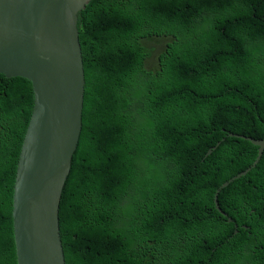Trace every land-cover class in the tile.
<instances>
[{"label": "trees", "instance_id": "obj_1", "mask_svg": "<svg viewBox=\"0 0 264 264\" xmlns=\"http://www.w3.org/2000/svg\"><path fill=\"white\" fill-rule=\"evenodd\" d=\"M77 26L85 84L59 205L65 264H264V153L220 190L233 223L214 200L257 156L233 135L264 138V0H91ZM33 100L29 80L0 73V264H17Z\"/></svg>", "mask_w": 264, "mask_h": 264}, {"label": "water", "instance_id": "obj_2", "mask_svg": "<svg viewBox=\"0 0 264 264\" xmlns=\"http://www.w3.org/2000/svg\"><path fill=\"white\" fill-rule=\"evenodd\" d=\"M90 1L0 0V73L29 80L34 94L14 183L18 264H65L59 205L82 129L85 78L77 22ZM252 142L258 154L264 150V139ZM215 204L226 217L218 193Z\"/></svg>", "mask_w": 264, "mask_h": 264}, {"label": "clouds", "instance_id": "obj_3", "mask_svg": "<svg viewBox=\"0 0 264 264\" xmlns=\"http://www.w3.org/2000/svg\"><path fill=\"white\" fill-rule=\"evenodd\" d=\"M233 137H240V138H243V139H245V140H247V141H249V142H251L253 145H255L253 142H252V139H255V140H262V139H264V138H262V139H256V138H254V137H252V136H249V135H246V134H240V135H233ZM256 146V145H255ZM257 147V146H256ZM257 149H258V147H257ZM263 153H264V150L261 152V153H259L258 154V150H257V156H256V158H255V160L253 161V163L250 165V166H248L246 169H244V170H242V171H240V172H238V173H236L235 175H233L229 180H227V181H230L231 179H232V181H234L235 179H238V178H240V177H243V176H245L246 174H247V172L251 169V168H253V167H256L257 166V164L259 163V160H261V158H262V156H263ZM227 181H225V182H227ZM232 181H230V183L232 182ZM225 182H223L222 184H221V186L216 190V194L218 193V197H219V193H220V190H221V188H225V187H222V185L225 183ZM229 183V184H230ZM228 184V185H229ZM227 185V186H228ZM226 186V187H227ZM216 194H215V196H216ZM14 195V194H13ZM215 196H214V200H215ZM219 204V203H218ZM215 206H216V204H215ZM217 209V208H216ZM223 213H225L224 211H222ZM219 214L221 215V216H223L225 219H226V222H227V219L229 218L228 216H227V214H226V217L224 216V215H222L220 212H219ZM229 219H231V218H229ZM228 224H230V223H233V220L231 219V222H227ZM241 229L242 230H246V231H249V227H247V226H245V225H242L241 226ZM236 232V233H235ZM239 233V231H238V226L236 225V224H234V230H233V233H232V236H236L237 234ZM243 252V247H239V251H237V252H231L229 255H231V256H235V260H239L242 256H244V255H246L245 253L243 254L242 253ZM17 264H18V262H17Z\"/></svg>", "mask_w": 264, "mask_h": 264}]
</instances>
